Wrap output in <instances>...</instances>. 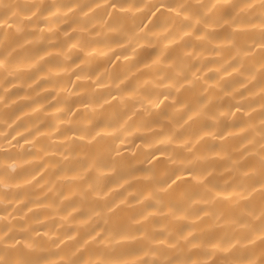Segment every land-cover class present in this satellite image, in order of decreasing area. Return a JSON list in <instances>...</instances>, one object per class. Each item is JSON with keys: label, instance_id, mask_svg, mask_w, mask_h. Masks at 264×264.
Here are the masks:
<instances>
[{"label": "clouds", "instance_id": "clouds-1", "mask_svg": "<svg viewBox=\"0 0 264 264\" xmlns=\"http://www.w3.org/2000/svg\"><path fill=\"white\" fill-rule=\"evenodd\" d=\"M0 264H264V0H0Z\"/></svg>", "mask_w": 264, "mask_h": 264}]
</instances>
